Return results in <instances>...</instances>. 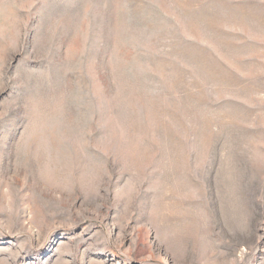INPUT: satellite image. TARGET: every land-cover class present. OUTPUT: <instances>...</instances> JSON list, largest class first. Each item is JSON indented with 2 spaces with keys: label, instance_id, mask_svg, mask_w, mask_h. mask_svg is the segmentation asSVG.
I'll return each mask as SVG.
<instances>
[{
  "label": "rangeland",
  "instance_id": "374dc122",
  "mask_svg": "<svg viewBox=\"0 0 264 264\" xmlns=\"http://www.w3.org/2000/svg\"><path fill=\"white\" fill-rule=\"evenodd\" d=\"M0 264H264V0H0Z\"/></svg>",
  "mask_w": 264,
  "mask_h": 264
}]
</instances>
